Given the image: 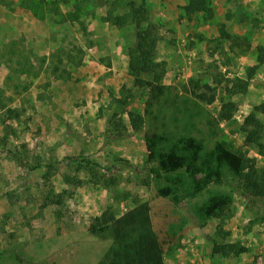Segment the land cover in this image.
<instances>
[{
  "label": "rangeland",
  "instance_id": "obj_1",
  "mask_svg": "<svg viewBox=\"0 0 264 264\" xmlns=\"http://www.w3.org/2000/svg\"><path fill=\"white\" fill-rule=\"evenodd\" d=\"M120 1L88 4L94 15L84 19L83 34L58 15L40 20L19 0H0V264H98L110 239L90 232L92 220L146 201L171 243L165 264H264V219L243 194V181L224 169L220 183L177 206L155 198L163 182L149 171L144 142L157 134L169 137V146L189 135L208 148L221 142L264 168V155L242 131L254 107L264 106V63L256 67L264 0H208L209 20L188 10L190 0H143L158 26L156 60L165 66L159 94L136 86L128 73L134 28L106 23L107 13L124 12ZM221 29L231 38L219 43ZM236 79L247 84L244 93L230 90ZM193 80L213 89V102L188 92ZM229 102L232 119L221 121ZM130 113L142 116L140 130ZM256 117L264 144V113ZM213 194L230 195L232 204L201 220L197 208ZM230 243L247 251L212 252L214 244Z\"/></svg>",
  "mask_w": 264,
  "mask_h": 264
},
{
  "label": "trees",
  "instance_id": "obj_2",
  "mask_svg": "<svg viewBox=\"0 0 264 264\" xmlns=\"http://www.w3.org/2000/svg\"><path fill=\"white\" fill-rule=\"evenodd\" d=\"M15 0H1L3 4L13 6ZM22 7L42 20L46 15L61 17L62 22L78 26L79 32L86 34V17L94 15L87 7L97 0H19ZM188 10L201 12L206 19L213 16L208 0H190ZM69 8L63 11L62 8ZM121 14L107 13L106 23L116 28L132 26L134 40L126 49L128 73L134 84L141 88H152L159 94L161 81L165 75V66L156 60V51L160 41L158 26L151 20L145 2L121 0ZM230 39L231 36L220 30L218 42ZM244 42L245 39L243 40ZM247 47L249 46L246 43ZM264 63V47H258L257 65ZM27 73V68L21 72ZM149 77L147 79V77ZM230 89L235 92L246 91L247 84L236 79ZM230 90L228 92H230ZM196 99L211 103L215 99L213 89L208 84L200 86L199 80H193L188 89ZM209 93V95L207 94ZM235 110L234 103H226L219 112V120L230 121ZM264 113V106H256L245 118L242 131L248 144L256 145L258 152L264 155V144L260 142L263 125L256 113ZM134 131L142 128L143 118L139 114H129ZM147 163L154 179L162 181L163 186L155 189V198H168L173 205L194 198L210 183H220L223 170L226 169L243 181V194L260 206L259 215L264 219V168L259 169L255 162L247 159L243 153H235L223 143L216 142L208 148L202 138L184 136L167 146L169 137L152 134L145 136ZM166 146V147H165ZM156 164L155 167L153 165ZM54 197V196H53ZM54 202V200H52ZM56 204H61V197H56ZM232 204V197L224 194H213L197 208L201 220L218 217L225 208ZM151 216L149 201L139 203L124 214L117 216L108 208L99 217H95L89 227L96 236L104 233L110 239V245L98 264H165V245H171L165 238L164 231L155 228ZM175 234H172L174 237ZM247 249L239 244H214L212 252L221 256H237Z\"/></svg>",
  "mask_w": 264,
  "mask_h": 264
},
{
  "label": "crops",
  "instance_id": "obj_3",
  "mask_svg": "<svg viewBox=\"0 0 264 264\" xmlns=\"http://www.w3.org/2000/svg\"><path fill=\"white\" fill-rule=\"evenodd\" d=\"M128 67V66H127ZM145 137V136H144ZM144 142H145V139H144ZM145 150H146V147H145ZM146 153H147V150H146Z\"/></svg>",
  "mask_w": 264,
  "mask_h": 264
}]
</instances>
